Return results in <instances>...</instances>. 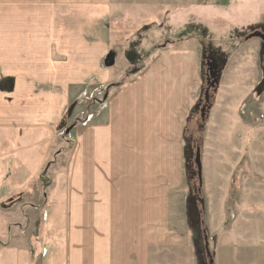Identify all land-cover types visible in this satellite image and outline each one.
<instances>
[{"label":"rangeland","instance_id":"obj_1","mask_svg":"<svg viewBox=\"0 0 264 264\" xmlns=\"http://www.w3.org/2000/svg\"><path fill=\"white\" fill-rule=\"evenodd\" d=\"M8 1L12 0H0V77L17 78L20 85L23 84L24 101L21 106L22 95L0 92V138L3 139L6 135L5 130L9 124L2 119L9 121L11 118L17 122H13L15 125L23 124V121L27 120L25 123L30 125L32 116L25 118L20 115L21 111L32 109L34 114L40 111L42 115L43 108L51 102V98L59 107L58 115L57 112L53 115V121L59 116L60 118L54 124L55 130L59 126V137L58 140L54 138L49 146L45 163L39 167L34 180H30L33 175H26V184L29 182L30 186H25V182H21L17 174L19 170L26 171L28 166L19 159L15 161L16 164L10 163L9 158L3 160L5 156H0V215L7 218L11 227L10 237L2 240L4 243L7 241L11 247L20 248L26 244L31 245L35 235H39L41 239L44 232L45 201L48 195L50 197L58 177L65 179L63 186H66L67 169L73 152V149H69L68 142L73 146L75 132L88 123H99L100 114L107 112L114 114L124 126H135L139 109L137 97L141 94L158 108L154 125L159 176L163 160L170 155L169 146L160 136L168 132L175 134L180 115V112L175 111L190 97V85L194 83V78L199 88L193 90L191 114L184 125L183 134L185 144L182 183L187 201L182 200L180 207H175L171 215L181 217L187 230L189 226H194L195 264H210V260L216 264L215 250L223 245L219 241H226L227 236L224 235L234 225L244 226L249 221V226L254 228L264 224V176L255 173V176L249 179L247 175L251 172L237 164V192L232 202L233 206L235 202L236 210L229 212L232 218L226 227L220 228L215 243L210 239V236L214 235L210 226L216 220L211 212H206L205 181L201 180L200 185L194 157L198 151L201 159V148L204 149L207 137L210 138L213 132L210 130L211 125L208 130L205 127L209 114L202 118L200 108H195V105L200 100L199 107L206 108V113L207 110L209 113L215 104V93L211 94L207 104L200 99L199 92L205 87L203 73L201 72L199 78L198 56H193V60L190 52L193 47L200 50L202 43L211 42L210 45L212 44L217 53L226 55L224 59L228 60V67L219 82L226 83L223 86L226 95L235 96V99H227L224 96L218 100L219 105L230 110L237 107L245 122L256 127L249 136L251 143L246 147H250L247 155H264V144H259L260 139L264 142V90L261 91V87H264V62L259 58V39L244 41L248 27L255 25L259 17L264 15V0H106L105 3L102 0H29L37 5V9L32 13L42 11L38 14L41 16L39 19L32 20L36 24L35 31L30 29L32 25L29 29L19 30L10 20L6 28L5 15H11ZM106 12L107 16L104 18ZM52 26L54 31L51 36ZM60 28H67L69 33L75 31L72 34L75 35L74 43H70L74 45L69 53L61 46L63 41L67 42L68 35H55ZM14 30L16 34L12 35ZM203 31L206 32L204 40L200 37ZM43 33L45 35H39ZM59 39L63 41L59 42ZM134 42L138 44L137 52L145 55L138 63H132L126 53ZM171 43L173 46L163 48ZM151 48L159 51L158 54L150 50ZM163 54L164 59L157 62ZM109 56L113 61L112 66H108ZM256 61L257 67L254 64ZM260 84L262 85L259 86ZM35 92H38V95H32ZM240 95L243 96L239 97ZM168 102L170 106L167 105ZM220 109L221 107L216 110L214 116H218ZM44 116H40L38 121ZM50 119L52 120V114ZM260 128L263 129L262 132ZM241 138V134L237 135L235 154L241 150L238 148V140ZM3 143L0 142V154L9 151ZM219 150L209 147L208 159L211 160ZM125 162L134 171L137 168L143 171V167H146L142 161L136 162L130 157H127ZM251 163L257 164L256 171L264 173V156L252 158ZM212 172L213 180L207 190L219 185L218 182L225 183V180L219 177L221 170L216 164ZM138 182L140 186H147L143 179H138ZM175 183L176 181L166 178L157 180L155 187L157 191H163ZM230 185L233 189V181H230ZM240 197H243L241 203ZM56 199L61 200V196ZM215 204L214 207L217 208ZM241 205L243 209L239 208ZM192 206L195 213L189 217ZM219 212L227 219V211ZM167 218L168 209H165L161 201H157V243L164 242L161 225ZM196 219L199 220L198 224L194 223H197ZM31 220H35L37 225L33 226L34 222L29 225L28 221ZM212 225L214 226V223ZM59 229L58 232L62 236L63 229ZM186 234L192 236L190 231ZM263 246L264 244L258 241V244L253 243L251 246L238 245L237 251L241 253L249 249L248 252L251 253H264ZM41 258L40 251L38 257L34 258L35 264H42ZM222 260L221 264L241 262L240 259ZM244 261L245 263H241L264 264V257Z\"/></svg>","mask_w":264,"mask_h":264},{"label":"crops","instance_id":"obj_2","mask_svg":"<svg viewBox=\"0 0 264 264\" xmlns=\"http://www.w3.org/2000/svg\"><path fill=\"white\" fill-rule=\"evenodd\" d=\"M105 1L102 0L104 3ZM8 2H10L11 15H5L6 28L8 20H10V23H13L19 30L29 29L32 25L30 29L35 31L36 24L32 20L39 19L41 16L38 14L42 12L34 11L32 13L37 9V5L34 4L36 2H29V0ZM26 3L31 5L27 6ZM106 16L107 12L104 18ZM16 30L12 35L16 34ZM53 31L52 26L50 28L51 36ZM57 32L55 35L61 34L60 36L63 37L65 34L68 35L66 36L67 42L62 40L61 46L69 53L70 48H73L74 45H70V43H74L75 35L72 34L75 31L69 33L67 28H60ZM62 41L59 39V42ZM171 46H173L172 43L163 48ZM150 50L157 54L159 52L152 48ZM190 52L192 59L193 56H198V75L201 78V50L193 47ZM227 57L229 56L227 55ZM163 59L164 54L157 62ZM254 64L257 67L258 62L256 61ZM225 66L223 72L227 70L228 60ZM225 84V82L218 84L215 92V104L209 113L207 112L209 115H207L205 127L208 130L210 129L208 126L211 125L210 130L213 134L210 138L207 137L204 149L201 148L200 159L201 180L205 181L206 191L204 194L207 195L206 212H211L216 220L210 226V230L214 234L210 236L213 243H215L216 237H219L220 228L229 224L230 218H232L229 216V212L236 210V204L234 202L233 206L232 202L233 199L235 200L237 192V164H241L242 169L251 172L247 175L249 179L253 178L255 173L264 176V173L255 170L257 164L251 163L252 158H263L264 155H247L250 147H246L249 142L251 143L249 136L252 135V129L256 127L245 122L242 118L243 114L237 107L230 110L219 105L218 100L224 96L227 99H235V96L226 95L223 88ZM22 85L13 76L0 77V92L9 95H22L21 106L24 101ZM197 87L199 88V85L194 78V83L190 85V97L186 98L185 103L175 111V113L180 112V115L178 119L173 117L179 124L175 128L174 136L171 135V132L160 136L169 146L170 155L163 160L162 172L159 176H157L156 128L154 125L158 108L144 95L141 94L137 97L139 109L135 126H124L114 114L107 112L104 115L100 114L99 123H88L76 131L73 146L70 141L67 144L70 150L73 149V152L67 169L66 186H63L65 179L58 177L57 182L53 181L55 189L52 188L50 197L48 195L45 201L43 211L46 213L43 216L44 232L41 239L39 235H35L31 245L26 244L20 248L11 247L7 241L4 243L2 240L10 237L11 227L7 218L0 215V264H35L34 258L38 257L40 251L42 252V264H195L194 226H187V230L185 221L181 217L172 216L171 212L175 207H180L182 200L187 201L182 183V174H184L183 146L185 144L183 134L184 125L187 124L191 114L193 90ZM199 93L201 95V92ZM32 95H38V92ZM243 99L246 98H240V100ZM167 105L170 106V103L168 102ZM175 105L177 104L175 103ZM46 107L43 108L44 113L42 114L45 116L40 121H38L42 116L40 111L35 114L32 109L21 111L20 115H24L25 118L32 116L30 125L25 123L27 120L23 121V124L15 125L13 122H17L11 118L9 121L2 119L9 124L5 130L6 135L3 139L0 138V142H4L3 146L6 145V149L9 148V151L0 154V156L1 158L5 156L3 160L9 158L10 163H16L15 161L19 159L21 163L28 166L26 171L19 170L17 172L20 181L25 182V186H30L29 182L26 184V175H33V179L30 180L35 179L39 167L47 159L49 146L52 145L54 138L58 140L59 137V126L55 130L54 124L60 116L53 121V115L56 114L55 112L58 115L59 107L57 103L54 104L53 98ZM220 107V113L218 116H214ZM51 114L52 120L50 119ZM17 126H19L18 129ZM260 131L262 132L263 129L260 128ZM240 134L242 138L238 140V148L241 150L235 154L237 135L240 136ZM0 136H2L1 133ZM26 143L27 145H25ZM261 143L264 144L262 139L259 140V144ZM209 147L220 149L211 160L207 155ZM21 157L22 159H20ZM127 157L136 162L142 161L146 167H143V171H140L139 168L134 171L125 162ZM215 164L220 168L219 177L225 180V183L218 182L219 185H214L212 189L207 190L213 180L212 169ZM25 166L23 165V167ZM166 178L176 181L175 185L169 189L157 191L156 181ZM138 179H143L147 186H140ZM203 181L202 188H204ZM230 181H233V189L230 188ZM211 192L213 193L211 194ZM57 196H61V200L56 199ZM157 201H161L165 209H168V218L161 225L163 243H157ZM241 202H243V197L239 198V203ZM251 203L252 201L249 202V204ZM214 204L217 208L214 207ZM243 205L239 208L243 209ZM219 211H227V219ZM196 220L197 223L196 221L194 223L198 224L199 220ZM32 222L36 221H28V224L31 225ZM201 224L203 225L202 222ZM36 225L37 223L33 226ZM234 226L224 235L227 236L226 241H219L223 245L215 250L216 264H221L222 258L225 260L240 259L245 263V259L264 257V253L257 251L251 253L248 252L249 249H245L241 253L237 251L238 245L251 246L253 243L258 244V241L264 244V224L253 228L247 221L244 226ZM59 228L63 229L62 236L58 232ZM186 230L190 231L191 237L186 234ZM193 236L194 238H192ZM14 240L16 241L17 238ZM241 262L234 264H242Z\"/></svg>","mask_w":264,"mask_h":264},{"label":"flooded vegetation","instance_id":"obj_3","mask_svg":"<svg viewBox=\"0 0 264 264\" xmlns=\"http://www.w3.org/2000/svg\"><path fill=\"white\" fill-rule=\"evenodd\" d=\"M245 32H244L245 33L244 41H249L251 39H259L260 41L259 58L261 61L264 62V15H261L257 23L253 25L252 27L250 25ZM205 36H206V32L203 31L200 34V37L204 40ZM210 43L211 42H209V44L202 43L200 46V50H201V58H200L201 59V63H200L201 70L200 71L203 73V78H204L203 81L205 84L204 89H201L200 99L203 101L207 99L206 104L209 102L211 98V94L212 93L214 94L216 92L217 86L219 84L222 72L226 64V59H224L226 55L225 54L221 55L217 53V51L213 49V46L212 44L210 45ZM205 44L207 45L204 46ZM137 45H138L137 42L136 43L134 42V44L130 45L128 51L126 52L128 59H130L132 63H138V60L145 56L144 54H139L137 52V49H136ZM142 52L145 53L144 50H142ZM261 85L262 84H260L259 86ZM199 102L200 100L198 101V103ZM198 103L195 105V108L201 109V107H199L200 103L199 104ZM194 213L195 211L192 206L189 217H191Z\"/></svg>","mask_w":264,"mask_h":264},{"label":"water","instance_id":"obj_4","mask_svg":"<svg viewBox=\"0 0 264 264\" xmlns=\"http://www.w3.org/2000/svg\"><path fill=\"white\" fill-rule=\"evenodd\" d=\"M107 60H109L108 66H112L113 65V61L110 60V56L107 57ZM215 83H216V81H215ZM262 90H264V87L263 86L261 87V91ZM205 102H207V99H205ZM200 112H201V116L203 118V114H204V112H206V109L205 108H201ZM194 165L196 166L197 178H198L199 183L201 185V162H200V156H199V152L198 151L195 154ZM210 264H212V261L211 260H210Z\"/></svg>","mask_w":264,"mask_h":264},{"label":"trees","instance_id":"obj_5","mask_svg":"<svg viewBox=\"0 0 264 264\" xmlns=\"http://www.w3.org/2000/svg\"><path fill=\"white\" fill-rule=\"evenodd\" d=\"M45 174V173H44ZM43 176H45V175H43Z\"/></svg>","mask_w":264,"mask_h":264}]
</instances>
